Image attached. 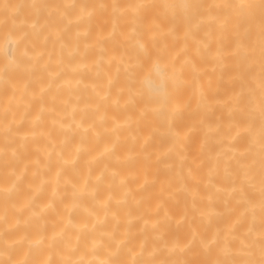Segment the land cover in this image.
Returning <instances> with one entry per match:
<instances>
[{
	"label": "bare ground",
	"instance_id": "bare-ground-1",
	"mask_svg": "<svg viewBox=\"0 0 264 264\" xmlns=\"http://www.w3.org/2000/svg\"><path fill=\"white\" fill-rule=\"evenodd\" d=\"M0 264H264V0H0Z\"/></svg>",
	"mask_w": 264,
	"mask_h": 264
}]
</instances>
